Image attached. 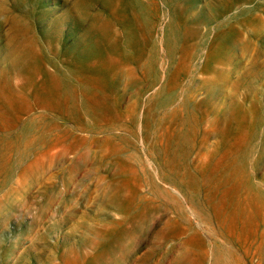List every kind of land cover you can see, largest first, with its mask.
Listing matches in <instances>:
<instances>
[{
	"label": "rangeland",
	"instance_id": "374dc122",
	"mask_svg": "<svg viewBox=\"0 0 264 264\" xmlns=\"http://www.w3.org/2000/svg\"><path fill=\"white\" fill-rule=\"evenodd\" d=\"M0 264H264V0H0Z\"/></svg>",
	"mask_w": 264,
	"mask_h": 264
},
{
	"label": "bare ground",
	"instance_id": "6f19581e",
	"mask_svg": "<svg viewBox=\"0 0 264 264\" xmlns=\"http://www.w3.org/2000/svg\"><path fill=\"white\" fill-rule=\"evenodd\" d=\"M249 42H250V41H249ZM250 46H251V45H250ZM246 47H247V46H246ZM247 50H248V49H247ZM247 52H248V51H247ZM250 53H251V52H250ZM250 55H251V54H250ZM250 55H249V56H250ZM189 117H190V116H189ZM189 129H190V127H189Z\"/></svg>",
	"mask_w": 264,
	"mask_h": 264
}]
</instances>
